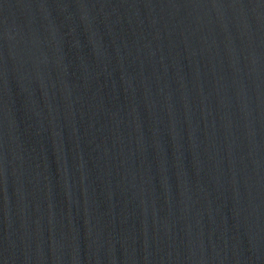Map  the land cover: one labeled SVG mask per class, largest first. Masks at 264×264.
Wrapping results in <instances>:
<instances>
[{
    "label": "water",
    "instance_id": "obj_1",
    "mask_svg": "<svg viewBox=\"0 0 264 264\" xmlns=\"http://www.w3.org/2000/svg\"><path fill=\"white\" fill-rule=\"evenodd\" d=\"M0 264H264V0H0Z\"/></svg>",
    "mask_w": 264,
    "mask_h": 264
}]
</instances>
